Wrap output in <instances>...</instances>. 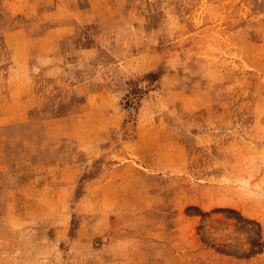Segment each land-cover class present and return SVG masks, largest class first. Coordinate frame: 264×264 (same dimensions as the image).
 <instances>
[{
	"label": "rangeland",
	"instance_id": "1",
	"mask_svg": "<svg viewBox=\"0 0 264 264\" xmlns=\"http://www.w3.org/2000/svg\"><path fill=\"white\" fill-rule=\"evenodd\" d=\"M0 264H264V0H0Z\"/></svg>",
	"mask_w": 264,
	"mask_h": 264
}]
</instances>
